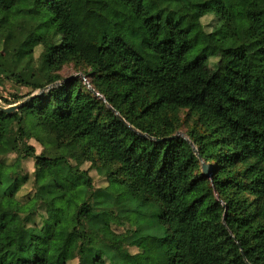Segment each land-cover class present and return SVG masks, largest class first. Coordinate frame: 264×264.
<instances>
[{"label":"trees","instance_id":"1","mask_svg":"<svg viewBox=\"0 0 264 264\" xmlns=\"http://www.w3.org/2000/svg\"><path fill=\"white\" fill-rule=\"evenodd\" d=\"M6 40L0 84L29 97L71 65L92 89L74 76L0 109V264H264V0H0ZM38 121L66 154L26 144L47 149Z\"/></svg>","mask_w":264,"mask_h":264},{"label":"rangeland","instance_id":"2","mask_svg":"<svg viewBox=\"0 0 264 264\" xmlns=\"http://www.w3.org/2000/svg\"><path fill=\"white\" fill-rule=\"evenodd\" d=\"M211 19H212V16H208L207 18H204L203 21L208 23L209 21H211ZM8 45H9L8 40L2 41L0 43V57L3 54V51L5 49H7ZM24 69L25 70L22 72V77L28 81L30 73L32 72V68L27 66ZM61 74L64 77H66L69 75L80 76L79 74H82V73L76 71V69L74 67H72L71 65H66L62 68ZM80 78L86 84L87 81H86L85 77L80 76ZM28 91H29V88L16 86L12 82H10L9 80H5L4 83L0 84V93L2 94L3 97H5L7 99H9L13 93H17L19 98L21 100H23V99L28 97V96L24 97L28 93ZM36 92L37 91H35L33 93H36ZM0 104H4L3 100H1V99H0ZM36 126H37L38 130L44 135L43 141H45V142L50 141L51 139H48L49 137H51L52 139H55V140L61 139L59 130L52 123L46 122V121H42V122L38 121V122H36ZM7 129L10 133V136L14 137L15 136V126H14L13 122L7 123ZM179 132L182 133L184 136H186L184 134V128L182 130H179ZM28 135H29V132L26 131V136H28ZM25 142L27 145L34 146L36 153H40V152L44 151L45 154H47V155L57 156L59 154H66V152H67L66 147H61L58 151L51 152L48 150L49 147L51 146L50 142H48V144H46L47 145V149H46V148L42 147L34 138H27V139H25ZM15 156H16L15 153L10 154L9 156H7V161L8 162L12 161ZM88 165H89V163H83L81 165V168H83V169L87 168ZM33 171H34L33 159L30 157L23 158L21 160L20 172L21 173L28 172L30 175V180H29V182H27L23 186V188L21 189V191L19 193L21 199L25 198L26 195H28V193H31L34 190L33 176H32ZM90 175L92 177L94 189L103 188L107 185L105 178L102 175L96 174L95 170H90ZM106 190H108L111 193H117L118 192V189L113 185H108L106 187ZM65 209H66V204L64 203V201L62 200L61 197H58V198L53 199L50 202L49 206L47 207V213L51 217V219H53L55 221H59L61 219L63 213L65 212ZM135 210L136 211H142L141 209H135ZM149 219L153 220V218H150V217H149ZM127 228L133 229V227L130 224L125 223V225H123V226L113 225V231L114 232H110V231H106V230H101L100 232H101L102 238L105 241L111 242L112 240L115 239V237H120V236L125 235ZM43 248H45V245L41 244L40 249H43Z\"/></svg>","mask_w":264,"mask_h":264},{"label":"water","instance_id":"3","mask_svg":"<svg viewBox=\"0 0 264 264\" xmlns=\"http://www.w3.org/2000/svg\"><path fill=\"white\" fill-rule=\"evenodd\" d=\"M79 75L83 77L82 74H79ZM74 76H77V75H69V76H66V77H64L63 79H61V80H59V81H56V82H54V83H52V84H50V85L44 87L43 89L38 90L36 93L31 94L29 97L34 96V95H38V94L42 93L43 91H46V90L51 89V88H53V87H55V86H57V85H60V84L63 83L64 81H66V80H68V79H70V78H72V77H74ZM86 85H88V87H89L90 89H92V88L89 86V84H88L87 82H86ZM95 93H96V92H95ZM96 95L100 96L98 93H96ZM29 97L25 98L24 100H22V101H20V102H17V103H14V104H10V105H8V106H1V105H0V109L3 110V111L6 112V113H12V112L15 111L16 109H18V108L22 105V103L25 102ZM136 132L139 133V134H141V135H143V136H145V137H147V138H149V139H153V140H155V141H159V140H168V139H172V138H174V137H176V136H179V135H180V136H183L185 139H187L186 136H184V135H183L182 133H180V132H177L176 134H173V135H171V136L164 137V138H153V137H151V136H149V135H147V134H143V133H140V132H138V131H136ZM188 141H189V143L191 144L192 149H193V152L195 153V155H196L198 158H200V154L198 153L196 147L192 144V142H191L190 140H188ZM201 169H202V173H203L204 175H209V174H210L211 166H210V164L205 163L204 161H201Z\"/></svg>","mask_w":264,"mask_h":264}]
</instances>
